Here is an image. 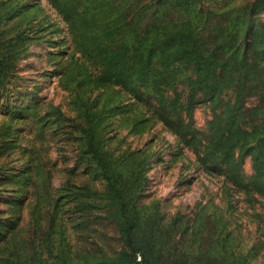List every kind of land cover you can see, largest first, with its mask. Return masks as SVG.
I'll list each match as a JSON object with an SVG mask.
<instances>
[{
  "label": "rangeland",
  "instance_id": "374dc122",
  "mask_svg": "<svg viewBox=\"0 0 264 264\" xmlns=\"http://www.w3.org/2000/svg\"><path fill=\"white\" fill-rule=\"evenodd\" d=\"M213 2L229 6L242 0ZM251 4L254 26L259 21L264 28V0ZM8 12L15 15L5 20ZM20 31L35 38L9 89L0 90V259L39 252L50 263L61 254L80 261L121 249L108 200L96 199L104 205L86 210L75 207L79 198L72 186L105 190L95 163L78 148V126L88 108L100 120L105 146L123 164L124 187L132 179L124 169L135 163L141 172L132 187L137 236L150 241L158 264H264L263 196L246 194L204 170L156 118V103L145 92L136 95L88 79L79 84L59 80L64 58L58 50L68 56L70 41L65 22L46 0H0V36ZM261 66L264 73V55ZM191 77L186 65H178L177 91L183 97ZM233 99L231 91L220 93L215 104L197 95L193 126L207 133L213 112ZM254 110L261 113L250 120ZM243 112L245 129L264 130V99L246 94ZM241 167L246 175L253 173L251 155ZM50 204L58 207L55 218L46 214Z\"/></svg>",
  "mask_w": 264,
  "mask_h": 264
},
{
  "label": "trees",
  "instance_id": "16d2710c",
  "mask_svg": "<svg viewBox=\"0 0 264 264\" xmlns=\"http://www.w3.org/2000/svg\"><path fill=\"white\" fill-rule=\"evenodd\" d=\"M46 1L65 22L70 41L68 56L58 50L64 58L59 80L79 84L88 79L95 85H120L136 95L145 92L156 103V118L181 140L204 170L222 175L246 194L264 197V130L256 126L245 129L246 121H241L246 94L264 99V28L259 21L254 26L255 7L251 4L260 0H242L229 6H217L213 0ZM14 15L8 12L5 20ZM34 38L22 31L0 36V90L9 89ZM180 64L193 75L184 97L177 91ZM224 91L234 94L232 103L213 112L207 133L195 128L191 117L197 95L215 104ZM10 110L8 105L6 111ZM55 112L61 115L59 110ZM254 112L250 120L261 113ZM82 115L78 148L95 163L105 180V190L72 186L79 198L75 207L80 204L86 210L104 205L96 199L108 200L114 208L121 249L113 256L80 261L61 254L54 263L36 252L31 258L4 257L0 264H158L150 241L137 236L138 212L132 187L141 172L135 163L124 169L132 175L124 187L120 179L123 164L105 146L100 120L95 121L88 108ZM246 155L252 156L251 175L242 171ZM49 206L46 214L55 218L58 207Z\"/></svg>",
  "mask_w": 264,
  "mask_h": 264
}]
</instances>
